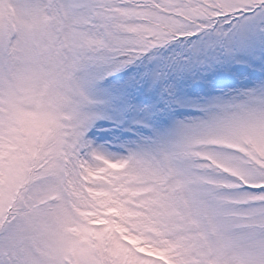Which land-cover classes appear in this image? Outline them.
Segmentation results:
<instances>
[{
  "label": "snow or ice",
  "instance_id": "snow-or-ice-1",
  "mask_svg": "<svg viewBox=\"0 0 264 264\" xmlns=\"http://www.w3.org/2000/svg\"><path fill=\"white\" fill-rule=\"evenodd\" d=\"M0 264H264V0H0Z\"/></svg>",
  "mask_w": 264,
  "mask_h": 264
}]
</instances>
